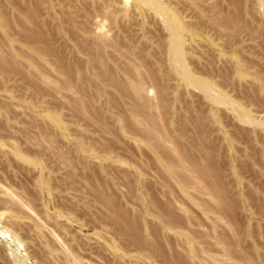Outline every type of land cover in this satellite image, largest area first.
Returning <instances> with one entry per match:
<instances>
[{
    "label": "rangeland",
    "instance_id": "rangeland-1",
    "mask_svg": "<svg viewBox=\"0 0 264 264\" xmlns=\"http://www.w3.org/2000/svg\"><path fill=\"white\" fill-rule=\"evenodd\" d=\"M0 264H264V0H0Z\"/></svg>",
    "mask_w": 264,
    "mask_h": 264
}]
</instances>
